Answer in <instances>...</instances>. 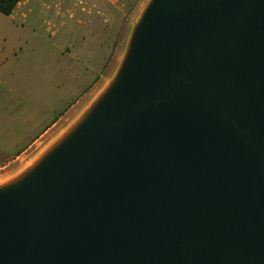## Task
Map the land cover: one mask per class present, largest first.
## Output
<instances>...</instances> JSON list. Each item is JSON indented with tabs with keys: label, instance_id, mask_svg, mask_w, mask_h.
Wrapping results in <instances>:
<instances>
[{
	"label": "water",
	"instance_id": "water-1",
	"mask_svg": "<svg viewBox=\"0 0 264 264\" xmlns=\"http://www.w3.org/2000/svg\"><path fill=\"white\" fill-rule=\"evenodd\" d=\"M0 264H264V0H149L106 88L0 187Z\"/></svg>",
	"mask_w": 264,
	"mask_h": 264
},
{
	"label": "rangeland",
	"instance_id": "rangeland-1",
	"mask_svg": "<svg viewBox=\"0 0 264 264\" xmlns=\"http://www.w3.org/2000/svg\"><path fill=\"white\" fill-rule=\"evenodd\" d=\"M137 1L140 11L145 0L144 2L143 0ZM104 3L108 5L107 1ZM107 11L104 12L106 18L110 16ZM133 17L134 13L131 16L129 15L127 19H122V15L116 18H120L123 28H127ZM54 30L55 28L51 22L49 24L48 18L38 16L36 10L33 12L26 11L24 17L19 16L14 19L0 14V70H3L0 82H6L0 83V119L20 115L23 116L20 117L21 119H26V126L32 123V126L27 129L24 139L21 138L15 143L12 140L0 137V166L11 163L19 153L33 144L35 139L52 129L53 124L59 119L60 115L83 94V92L67 91L71 86L67 85L68 83L61 82L65 79V77H61L64 74L63 69L60 70V61L54 60L52 57L59 53L58 47L64 40L60 41L59 35L53 36ZM131 31L132 29H129L124 38V49L127 46ZM79 33L80 31H77V28L74 27L73 40L68 42L69 47L82 45ZM82 62L84 61L72 62L74 75L79 71ZM18 70L23 72L16 73L15 71ZM45 72L56 83V88L48 93L50 97L47 93H42L41 102L37 105L39 108L31 107L27 100V105L21 107L17 102L19 93L15 89L9 88V86H25V95L27 96L28 84L35 78L43 79ZM22 110L25 111L24 114L21 113ZM78 110H81V108ZM32 112H35L34 119H30ZM80 114L76 113L72 117H64L51 131L37 140L18 160L0 169V187L14 182L26 174L76 124L77 120L80 119Z\"/></svg>",
	"mask_w": 264,
	"mask_h": 264
},
{
	"label": "crops",
	"instance_id": "crops-1",
	"mask_svg": "<svg viewBox=\"0 0 264 264\" xmlns=\"http://www.w3.org/2000/svg\"><path fill=\"white\" fill-rule=\"evenodd\" d=\"M106 1L108 5L104 3ZM148 1L145 0L140 11L137 0H21L16 4L8 16L11 19L19 16L24 17L26 11L33 12L36 10L38 16H45L48 18L49 24L52 23L55 28L52 35H59L60 41L64 40L58 47L59 53L52 57V59L60 61V70L63 69L64 74L61 77L63 76L65 79L61 82L71 86L67 91L83 92L82 96L73 101L67 110L60 115L53 124V128L66 116L72 117L76 113L82 114L106 88L114 77L126 50L123 48L124 38L128 30L136 24ZM106 10L110 13L108 18L104 16ZM133 13L132 21L134 22L131 21L127 28H123L121 19L116 17L122 15V19H127ZM74 27L80 31L79 38L82 45L69 47L68 42L73 40ZM80 60L84 62L81 63L79 71L74 75L72 62ZM15 72L22 73L23 71ZM2 74L3 70H0V76ZM68 75L70 76L69 79ZM53 81L51 76L45 72L43 79L35 78L28 84L27 96L25 95V86L14 85L9 86V88L15 89L19 93L17 102L21 107L27 105V100L29 105L35 108L41 102L42 93L48 95L56 88V83ZM48 96L50 97V95ZM77 108H81V110ZM21 113L24 114L25 111L22 110ZM32 113L30 119L35 117V112ZM20 117L23 116L17 115L16 117L0 119L1 138L12 140L14 143L21 138L24 139L25 133L32 126V123L26 126V119ZM43 136L35 139L33 144ZM33 144L19 153L11 163L18 160ZM11 163L0 166V169L9 166Z\"/></svg>",
	"mask_w": 264,
	"mask_h": 264
},
{
	"label": "trees",
	"instance_id": "trees-1",
	"mask_svg": "<svg viewBox=\"0 0 264 264\" xmlns=\"http://www.w3.org/2000/svg\"><path fill=\"white\" fill-rule=\"evenodd\" d=\"M19 1L21 0H0V14L9 16Z\"/></svg>",
	"mask_w": 264,
	"mask_h": 264
}]
</instances>
